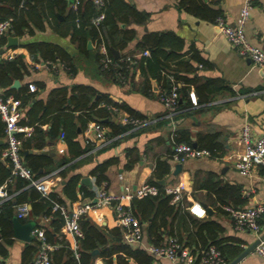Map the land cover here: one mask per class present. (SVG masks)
Wrapping results in <instances>:
<instances>
[{
    "label": "crops",
    "instance_id": "obj_1",
    "mask_svg": "<svg viewBox=\"0 0 264 264\" xmlns=\"http://www.w3.org/2000/svg\"><path fill=\"white\" fill-rule=\"evenodd\" d=\"M124 1L138 11L146 13L148 18L141 24L130 21L127 25H120L121 29L126 28L134 32V38L128 42L122 54L137 53V45L145 35L169 33L178 36L183 42L181 48L171 50L169 47H164L163 52L169 55L174 51L184 55L182 60L193 68L188 71L184 64H180L175 59L168 62L169 70L182 78L176 84L178 87L185 84L184 79L189 81H186L189 93L186 101L189 102V107L179 109L170 116L157 98V93L161 89V80L154 79L149 72H142L136 66L129 70L128 77L122 82L101 75L96 59L98 51L92 42L87 40V53H84L80 52L71 41L67 31L69 23L66 20L67 11L63 14L56 12L55 19L48 9H44L49 18L46 20L43 18L39 23L29 20L33 29L32 35L22 37L6 35L7 39L16 38L17 44L7 47L6 39V43L1 46L4 49L1 53L3 58L7 55H11L12 58L21 56L27 65L26 71H23L20 77L12 78L9 95L12 97L20 95L22 90H29L27 87L30 84L35 88L30 98L21 106L19 120L33 122L42 119V122L38 121L39 123L36 124L39 125L43 137L32 133L33 144H43L42 148L37 149L34 146L28 150L21 148L23 151L21 154L42 155L51 159L53 165L58 164L47 173L43 168L38 172L41 176L54 175L51 192L56 191L59 194L63 185L74 176L78 177L76 190L86 187L93 192L96 185L91 172L98 164L109 159H115L116 162L106 170L105 175L108 180L104 184L107 191L112 194L121 193L124 186L134 190L142 183H148L157 162L167 163L170 169L168 174L156 180V183L163 180L164 184H158L164 188L183 186L182 200L185 206L197 204L205 209V215L197 217L184 209V214L182 213L184 216L179 219H173L172 214L165 216L167 224L160 228V231L168 236L170 229H173L183 243L193 244L194 232L198 227L194 219L202 222L211 221L215 224L216 230H210L207 242L220 241L227 249L229 257H232L231 262L245 249L252 247L255 238L252 233L236 231L232 219L222 207L224 205L246 207L255 202L264 203V182L242 176L235 167L236 156L241 150L238 139L242 125L248 123L254 136L264 132V74L226 41L211 20L200 18L180 8L178 0ZM200 1L222 15L229 24L235 22L243 3V0ZM114 4L116 3H112L113 9L117 7V5L113 6ZM245 33L252 45L264 50V0L254 1ZM38 42L58 46L69 55V59L63 62H51L44 60L40 52L31 53L27 45ZM192 51H197L207 64L201 66L195 61H190ZM115 52L120 55L117 50H113L114 56ZM164 54L159 53L156 58L161 59ZM169 77L172 79L171 76ZM16 81L18 86H14ZM206 84L214 88L212 93L206 91ZM77 87H87L92 90V96L87 99L89 104L94 103L101 95H106L115 103L126 105L142 115L143 118L140 120H145L146 124L139 128L120 131L124 125L119 122V115L129 114L124 110H119V113L113 110L114 116L111 122L118 125L117 133L112 137V129L104 126L108 141L100 145L86 144V128H84L86 116L82 110L84 99L80 92L74 90ZM101 105L98 104V108ZM75 106H78V110H74ZM30 125L25 124V126ZM52 127L57 128L54 138L48 134ZM181 129L189 133L192 146L197 145L196 140L199 136L216 134L220 145L219 155L187 159L182 163L174 161L171 157V141L174 132ZM64 133L73 136L72 141L75 143L73 144L79 147L80 151L87 145L90 149L76 155L77 149L66 142ZM4 146L5 134H2L0 148ZM63 161L65 163L61 164ZM177 164L181 165V170L174 174ZM62 171L63 176L60 174ZM86 177L89 178L91 187L80 185L81 179ZM249 187H254L255 193L246 197L243 191ZM17 192L9 194L7 199H0V203L10 201L14 205L12 224L14 220H18L21 226L34 223L33 228L37 223L46 224L48 220L45 222L42 216L33 215L30 211L26 217L17 218L15 204ZM77 196L78 201H66L68 208L82 201L78 192ZM185 215L193 218L194 224ZM84 217L101 230L109 231V234L114 227H119L110 207H103L99 212H89ZM140 223L142 240L131 246L145 250V247L152 244L150 241L153 236L147 231L148 222ZM61 233L73 247L71 236L62 228ZM30 236L28 240L16 238L13 226L8 238H0V264H31L38 245L31 232ZM57 239L61 241L62 236ZM61 245L55 244L53 250L58 251ZM98 252L97 250V254L93 256L92 264H104ZM58 255L61 257L59 261L63 262L64 255L61 252L57 253ZM128 262L137 264L132 259H128ZM152 264L173 263L166 258L152 257ZM235 264H264V261L251 249Z\"/></svg>",
    "mask_w": 264,
    "mask_h": 264
},
{
    "label": "trees",
    "instance_id": "obj_2",
    "mask_svg": "<svg viewBox=\"0 0 264 264\" xmlns=\"http://www.w3.org/2000/svg\"><path fill=\"white\" fill-rule=\"evenodd\" d=\"M75 1L77 2V5L76 8H73L72 4ZM113 2L116 3L113 6L117 5L115 9L112 7ZM178 5L180 8L194 14L195 16L211 20L214 24L216 23L217 18L222 17L218 12L213 11L205 4L201 3L200 0H178ZM44 9H48L52 17L55 19L56 12L63 14L67 11L66 20L69 22L67 25V31L70 34L71 41L76 45L80 52L87 53V40L92 42L97 51L101 43L105 45L107 55L112 59L113 63L109 65V67L103 68L100 63L102 55L98 51L96 59L98 70L101 75H104L111 80L113 79L122 82L128 77L129 70L136 66L140 68L142 72H149L154 79L161 80V89L157 93L158 99L161 94L168 93L173 84L176 85L177 82H180V79H182L169 70V61L175 59L177 62L179 61L180 64H184L188 71L193 69L189 63L182 60L184 55L178 54L174 51L169 55L166 53V55L164 54V47H169L171 50H179L183 43L178 36L169 33L145 35L138 43V50L136 52L140 53L142 51H148L149 55L140 56L134 63L126 61L125 57L127 55L132 56L136 54H122L128 42L134 38V32L133 30L126 28L121 29L120 25H127L130 21L141 24L148 18V16L146 13L138 11L124 0H102L101 5L95 4L93 0H0V22L10 20V28L8 29L7 35L18 37L32 35L33 29L29 24V20L34 23H39L43 18H45V20L46 18H49L45 14ZM99 13L104 15L103 20L98 25H94L92 19ZM6 39V35H4L0 40V46H3L6 43ZM27 48L31 53L40 52L44 60H50L51 62H63V60H66L69 57L63 49L48 43H31L27 45ZM113 50H117L120 55L115 57L112 53ZM159 53L164 54L161 59L156 58ZM190 61H195L201 66L207 64L197 51H192ZM26 69L27 65L21 56L6 60L3 58V55L0 54V91L4 96H10L9 94L11 93V90L9 89V86L12 78L20 77V74L23 71H26ZM117 75H119V77H117ZM169 76H171L172 79H170ZM186 81L188 80L184 79L185 84L182 81L183 86L178 87L177 89L178 110L189 107V102L186 101V99L189 98V93L187 91V83L189 81ZM205 86H207L206 91L208 93L213 92L214 88H210L207 84ZM74 90L80 92L84 99L82 105V110L86 116L84 119V128H87V125L90 122H97L103 126H109L112 129L113 137L117 133L116 131H118V125L111 122L112 116H114V108L124 110L131 115V117L138 119L143 118L139 113L133 111L126 105L115 103L106 95H101L98 100L89 104V100L87 99L92 96V90L90 88L77 87ZM22 91L23 92H21L20 95H14V98L19 99L21 102L20 108L32 94L29 90ZM100 103L102 105L98 108L97 105ZM74 108V110H78V106H75ZM38 121L42 122V119H36L33 122L21 119L18 120V124L21 126L31 124L30 126L33 128L32 133L43 137L39 125L36 124L39 123ZM4 128L5 124L0 118V135L5 134ZM130 128V125H124L120 131ZM56 133L57 128L52 127L48 134L51 138H54ZM64 135V138L69 145L75 144L72 141L73 136L68 135L67 133H64ZM16 136L22 137V134H16ZM33 139L32 134L30 137L23 139L21 148L28 150L34 146V148L41 149L43 144H33ZM217 139L218 137L216 134L199 136L196 140L197 145L195 148L209 151V156H218L220 145ZM173 142L192 145L190 135L185 129L176 130L174 132L171 144ZM4 147L0 148V152ZM75 149H77L75 150V154L80 155L88 151L90 146L87 145V147L81 149V151L77 146H75ZM21 153H23L22 149ZM21 157L34 177L41 176L38 172L40 168H43L45 173H47L56 168V165L58 166V164L53 165L51 159L42 155L31 156L21 154ZM115 162V159L106 160L98 164L92 170L91 175L95 178L96 186L106 183L108 179L105 172ZM62 163H65V161L61 162V164ZM169 170L167 163L157 162L148 183L157 186L159 193L156 196L133 198L130 202L132 212L138 218L139 222H148L147 231L150 233V236H153L150 241L152 242L151 245H161L168 238H173L176 239L177 243L182 247L187 248L190 254L197 260L200 257L201 251L209 246H214L222 254L225 264H228L232 257H229L227 249L221 245L220 241L212 240L207 242L210 230H216L214 227L215 224L211 221L202 222L194 219V221H197L198 227H196V231L194 232L195 238L193 244L183 243L181 237L174 233L173 229H170L168 236L164 235L163 231H160V228L165 227L167 224L165 216L172 214L173 219H179L184 216L182 213L185 211V202L183 200L172 203L173 195L166 194L164 192V187L156 183V180L162 179L163 176L168 174ZM10 174L9 162L8 160L3 159V161H0V186L5 185L8 194L18 191L15 194L16 205L27 203L30 206L29 211L33 215L42 216V218H49L46 224L41 225L37 223L36 227H43L46 240L50 244H62L58 251L64 255V261H59L61 257L59 255L57 256V253L60 254V252L52 250V264H92L94 257L91 255V252L93 250L99 251L98 254L102 258L104 264H130L128 259H132L137 264H152V257L145 250L133 248L131 244L123 241V229L120 226L114 227L109 234V231L106 232L101 230V228L92 224L84 216L79 219V227L82 232V237L78 240V258H75L71 243L67 241L61 233V228L64 224L63 217L58 211H52V206L53 203L66 205V201H78L79 198L77 192L81 197L80 200L86 198L92 199L94 196L93 192L86 187H81L76 190L78 177L74 176L68 179L63 185L60 194L53 191L45 197L34 187L30 186L28 181L22 178L17 177L12 183H10L8 181ZM60 174L63 176V171L60 172ZM205 186L206 185H204V187ZM13 207L14 205H12L10 201H3L0 203V238H8L11 234L13 227ZM185 217L191 220L190 222L194 224L193 218L188 215H185ZM60 235L62 236V240L58 241L57 238Z\"/></svg>",
    "mask_w": 264,
    "mask_h": 264
},
{
    "label": "built area",
    "instance_id": "obj_3",
    "mask_svg": "<svg viewBox=\"0 0 264 264\" xmlns=\"http://www.w3.org/2000/svg\"><path fill=\"white\" fill-rule=\"evenodd\" d=\"M93 1L97 5L102 4V0ZM254 1L243 0L238 16L233 24H229L223 17H219L216 19L215 26L226 41L237 49L239 54L248 58L252 65L259 68L264 74V50L252 45L245 33V26L250 19ZM76 5L77 2L75 1L72 7L76 8ZM103 17L104 15L99 13L92 19V23L98 25L103 20ZM9 28L10 20L0 22V40L4 35H7ZM98 51L102 55L100 59L102 67H109L113 62L107 55L105 45L101 43ZM148 55V51H142L132 56L127 55L125 60L134 63L140 56ZM5 58L11 59L12 56L7 55ZM28 88L31 92L35 89L32 84ZM177 89L178 86L173 84L168 93L159 96V101L168 110L170 116H173L178 111ZM20 105L21 102L19 99L12 96H4L0 91V118L5 124V147L0 152V158L6 159L9 162L11 173L9 182L17 177L22 178L28 181L29 185L40 192L42 196L47 197L52 191L54 175L34 177L21 157L22 141L31 136L33 128L18 124V120L21 117ZM113 110L115 112L119 111L116 108ZM119 122L123 125H130L133 129L146 124L145 120H140L127 114L119 115ZM16 134H22V137H17ZM107 141L106 130L102 124L92 122L87 125L85 129L86 144L95 143L96 145H100ZM238 144L241 147L235 162V167L238 172L242 176L256 178L264 182V132L258 136H254L250 125L244 123L240 129ZM208 156L209 151L205 149H197L187 143H172L171 157L176 162L182 163L187 159ZM93 192L94 196L92 199L76 202L71 208L59 203H53L52 206V211H58L63 217L64 224L62 229L73 240L72 249L74 250L75 258H78L77 243L79 238L82 237L79 219L89 212H99L103 207H110L112 209L117 223L123 229L122 236L125 243H140L142 240V225L132 212L130 202L133 198L156 196L159 193L158 187L150 183H142L134 190L129 186H124L121 193L112 194L107 191L106 185L102 183L96 186ZM164 192L173 195L172 203L182 201L183 186L165 187ZM254 193V187H249L243 191V195L246 197H250ZM8 197L9 194L6 191L5 185L0 186V199H7ZM222 208L232 219L236 231L249 232L254 235L255 246L252 252L264 261V203L255 202L246 207L224 205ZM185 209L197 217H203L205 215V209L197 204L185 206ZM28 213L29 206L27 203L17 205L18 219L26 217ZM47 220L48 218H44L45 222ZM31 234L36 239L38 245L35 258L31 264H52L50 254L55 248V245L50 244L46 240L43 227H34ZM145 251L153 258H166L173 264H225L222 254L216 247L209 246L201 251L200 257L197 260L190 254L187 248L182 247L173 238H168L161 245H148L145 247Z\"/></svg>",
    "mask_w": 264,
    "mask_h": 264
},
{
    "label": "water",
    "instance_id": "obj_4",
    "mask_svg": "<svg viewBox=\"0 0 264 264\" xmlns=\"http://www.w3.org/2000/svg\"><path fill=\"white\" fill-rule=\"evenodd\" d=\"M7 41H8L7 47H9L10 45L17 44V39L13 38V37H8ZM3 51H4V49H3V47H1L0 48V54L3 53ZM117 56H118V53L115 52V57H117ZM14 86H18L17 81L14 83ZM180 170H181V165L177 164L175 166L174 174H176ZM158 183L164 184V181L160 180V181H158ZM80 185H87V186L91 187V183H90L89 178H87V177L82 178L80 181ZM13 226H14V234H15L16 238L21 239V240H28L29 238H31L30 232L33 229L34 223H28L26 226H21L20 223L18 222V220H14ZM254 246H255V243L252 247L245 249V251H243L240 255H238L233 261H231L228 264H235L236 262H238L247 252H249L251 249H253ZM96 254H97V250H93L91 252L92 256H95Z\"/></svg>",
    "mask_w": 264,
    "mask_h": 264
}]
</instances>
